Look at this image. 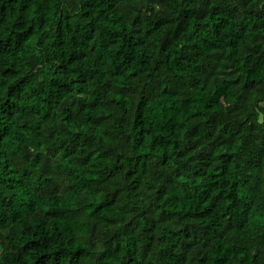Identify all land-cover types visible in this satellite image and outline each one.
Wrapping results in <instances>:
<instances>
[{
	"label": "trees",
	"instance_id": "1",
	"mask_svg": "<svg viewBox=\"0 0 264 264\" xmlns=\"http://www.w3.org/2000/svg\"><path fill=\"white\" fill-rule=\"evenodd\" d=\"M0 264H264V0H0Z\"/></svg>",
	"mask_w": 264,
	"mask_h": 264
}]
</instances>
